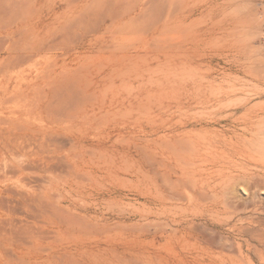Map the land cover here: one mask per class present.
<instances>
[{"label": "rangeland", "instance_id": "1", "mask_svg": "<svg viewBox=\"0 0 264 264\" xmlns=\"http://www.w3.org/2000/svg\"><path fill=\"white\" fill-rule=\"evenodd\" d=\"M228 3L0 13L50 46L0 59V264H201L241 244L260 264L242 230L264 220V72L228 42Z\"/></svg>", "mask_w": 264, "mask_h": 264}, {"label": "bare ground", "instance_id": "2", "mask_svg": "<svg viewBox=\"0 0 264 264\" xmlns=\"http://www.w3.org/2000/svg\"><path fill=\"white\" fill-rule=\"evenodd\" d=\"M27 0H5V4L0 5V13L4 11L12 12L13 8L25 9ZM11 8V9H10ZM25 12V11H24ZM23 12V13H24ZM19 29L22 23L14 21ZM33 35L32 32H26L22 37L16 38L15 30L12 24H6L0 27V44L3 45L5 55L1 60H8L15 64H25L35 55L46 52L50 46L46 44L44 38L40 35ZM3 48L0 49V51ZM253 227L244 228L242 232L248 233L247 247L254 256L257 257L260 264H264V220H253ZM243 245L238 248V252L233 254L207 255L201 258V264H249L245 263V256L242 251Z\"/></svg>", "mask_w": 264, "mask_h": 264}, {"label": "clouds", "instance_id": "3", "mask_svg": "<svg viewBox=\"0 0 264 264\" xmlns=\"http://www.w3.org/2000/svg\"><path fill=\"white\" fill-rule=\"evenodd\" d=\"M222 19L230 25L228 42L253 75L264 72V0H229Z\"/></svg>", "mask_w": 264, "mask_h": 264}]
</instances>
